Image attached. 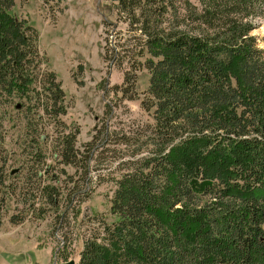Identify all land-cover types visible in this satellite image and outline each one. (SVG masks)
<instances>
[{
  "label": "trees",
  "instance_id": "obj_1",
  "mask_svg": "<svg viewBox=\"0 0 264 264\" xmlns=\"http://www.w3.org/2000/svg\"><path fill=\"white\" fill-rule=\"evenodd\" d=\"M117 6L140 31L137 48L123 50L132 70L119 91L133 99L136 72L146 70L141 107L153 123L126 151L134 158L120 163L125 172L113 180L112 221L97 220L75 264H264V47L251 35L255 20L264 18V0H119ZM14 7L15 0H0V105L20 112L28 104V113L56 118L64 114L65 94L52 72L38 74L37 34ZM180 7L185 28L177 20ZM25 120L29 131L33 123ZM53 151L67 166L79 154L67 138H57ZM33 153L32 159L43 155ZM42 176L22 177L24 187L14 189L35 190L28 197L38 194L56 207L61 188L40 185ZM88 181L81 175L65 195L66 209Z\"/></svg>",
  "mask_w": 264,
  "mask_h": 264
},
{
  "label": "rangeland",
  "instance_id": "obj_2",
  "mask_svg": "<svg viewBox=\"0 0 264 264\" xmlns=\"http://www.w3.org/2000/svg\"><path fill=\"white\" fill-rule=\"evenodd\" d=\"M117 7L110 0H15L14 14L37 34L43 61L38 74H54L65 94V111L54 118L28 113V104L20 112L13 111L11 103L0 105V264L77 262L83 241L97 229V220L112 221L108 209L114 181L125 172L120 163L134 158L127 153L153 123L152 115L141 107L148 84L146 70L136 72L133 99L119 91L125 72L132 70L123 50L137 48L134 37L140 31L130 27ZM184 14L180 7L177 20L182 28ZM254 24L251 35L264 47V18ZM25 118L33 123L29 131L22 127ZM57 138L75 140L79 154L74 166L54 157ZM34 150L43 154L38 164L34 163L38 154L32 159ZM12 170L21 177H10ZM38 174L44 175L40 185L61 188L58 206L38 194L28 197L34 195L33 184H29L30 193L24 190L19 195L14 189L15 185L24 187L22 177ZM81 175H87L89 181L79 184L82 193L66 209L65 195L76 190L73 187ZM8 186L12 188L4 194ZM25 192L26 200L22 197ZM12 217L18 223H11Z\"/></svg>",
  "mask_w": 264,
  "mask_h": 264
},
{
  "label": "water",
  "instance_id": "obj_3",
  "mask_svg": "<svg viewBox=\"0 0 264 264\" xmlns=\"http://www.w3.org/2000/svg\"><path fill=\"white\" fill-rule=\"evenodd\" d=\"M111 2H118L119 0H110ZM61 264H75V261L71 260V261H67Z\"/></svg>",
  "mask_w": 264,
  "mask_h": 264
}]
</instances>
